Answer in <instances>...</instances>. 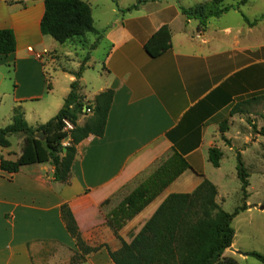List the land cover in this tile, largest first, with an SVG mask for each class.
<instances>
[{
  "label": "crops",
  "instance_id": "obj_1",
  "mask_svg": "<svg viewBox=\"0 0 264 264\" xmlns=\"http://www.w3.org/2000/svg\"><path fill=\"white\" fill-rule=\"evenodd\" d=\"M152 3L158 7L148 9ZM182 6L181 0H148L138 9L113 7L107 15L98 10V20L92 6L99 34L60 43L41 31L44 0H0V28H12L17 41L14 53L0 55V75L8 68L14 79L10 92L0 90V101L11 96L5 126L17 106L30 126L53 118L84 62L79 89L84 101L93 103L100 92L114 91L104 135L78 144L67 183L55 179L50 161H31L25 136L10 135L11 146H0V158L23 162L12 174L0 167V264H72L83 251L67 229L64 204L85 244L95 249L75 264H115L110 251L131 242L170 194L192 193L205 179L217 186L216 201L223 208L220 170L226 149L239 146L245 155L261 135L254 130L264 127L254 114L259 99L253 100L264 95V17L252 26L208 23L199 30L198 21L186 20ZM164 24L172 30L173 45L152 57L145 43ZM238 104L242 111L231 115ZM88 116H80L79 124ZM225 120L229 128L222 132ZM216 145L223 153L219 167L209 158ZM173 149L190 167L116 232L109 221H121L113 216L121 201Z\"/></svg>",
  "mask_w": 264,
  "mask_h": 264
},
{
  "label": "trees",
  "instance_id": "obj_2",
  "mask_svg": "<svg viewBox=\"0 0 264 264\" xmlns=\"http://www.w3.org/2000/svg\"><path fill=\"white\" fill-rule=\"evenodd\" d=\"M45 12L41 20V31L52 36L56 41L64 43L74 37H82L87 33L99 34L94 24L93 10L85 0H44ZM148 0H137L123 10L138 9ZM225 0H212L187 8L182 6L186 20H198V29L205 30L210 18L219 17L231 9H240L249 0H238L236 4L225 5ZM10 3H13L9 1ZM244 21L252 26L264 17L250 19L242 13ZM172 30L168 24L162 25L145 43L146 52L152 57H159L172 47ZM17 48V41L12 28H0V55H10ZM84 64L74 73L76 79L71 83V92L66 97L60 111L49 121L37 127L30 126L25 119L21 106L13 110L12 123L0 128V146H11L10 135L25 136L24 151L31 155L33 162L50 161L54 166L56 180L67 183L71 177V167L77 155V146L90 135L103 136L106 130L108 115L114 99L113 89L100 92L93 103H88L79 94L80 78ZM264 97V95H263ZM256 97L253 100L260 99ZM92 108L84 125L79 124L80 115H87L84 108ZM242 111L237 105L231 115ZM66 121L73 125L65 129ZM229 128V120L220 124L225 132ZM44 138L40 139V133ZM264 134V127L258 131ZM69 140V144L64 142ZM229 144L230 141L225 139ZM66 149V150H65ZM222 151L216 145L210 148L209 158L215 167L220 166ZM238 177L242 182L243 202L233 212L224 210L216 201L217 186L205 179L192 193L170 194L159 206L153 216L146 222L131 242H122L117 251H110L115 264H237L236 260L223 257L235 237L233 219L248 208L247 188L249 173L244 166L241 154H238ZM24 161V160H23ZM23 162L0 158V167L10 174L18 172ZM190 167L186 158L175 149L164 159H160L150 170L146 179L121 201L110 224L117 229L121 224L139 213L165 187ZM145 175V174H144ZM63 219L71 235L76 239L83 251L72 258V264L85 259L91 252L81 237L77 221L67 204L61 208ZM264 263V255L253 251L249 253Z\"/></svg>",
  "mask_w": 264,
  "mask_h": 264
},
{
  "label": "rangeland",
  "instance_id": "obj_3",
  "mask_svg": "<svg viewBox=\"0 0 264 264\" xmlns=\"http://www.w3.org/2000/svg\"><path fill=\"white\" fill-rule=\"evenodd\" d=\"M91 6L94 7L95 17L98 20V10H103L106 15L112 11L113 7L117 9L127 8L134 4L137 0H88ZM87 1V2H88ZM185 7L190 8L197 4L206 2L207 0H181ZM208 3H211L208 0ZM238 0H225V5L236 4ZM158 5L152 3L148 6V9L156 8ZM244 13L247 17L252 20L258 18L264 13V0H249L245 5H243L239 10L231 9L227 13L219 16L212 17L209 20V25H225V24H236L243 22ZM105 15V16H106ZM193 20L197 23L196 19H188L187 21ZM246 23V22H245ZM247 24V23H246ZM78 39L79 36L77 37ZM3 71V70H2ZM51 76H54V71L49 70ZM89 80H92L94 75V70H89L87 72ZM53 78V77H52ZM0 90L2 92H10L11 85L14 79L8 72V68H5L0 75ZM258 105L254 108V114L258 119L264 121V97L260 95ZM11 101V96L9 98L5 96L2 101H0V127H4L9 120L10 106L8 103ZM83 115V114H82ZM80 115V116H82ZM90 115L87 113V116ZM250 125H254L251 120H249ZM254 130V129H253ZM260 130H254L258 132ZM16 138L13 136L11 138L13 146H17ZM260 142H264V134H261L258 141H254V146L250 147L253 151L250 154H241L242 161L245 168L249 173V186L247 188L248 198L246 200L248 208L233 219V227L235 229L234 247L237 251L247 253L244 255L235 250L227 249L223 257H229L236 260L237 264H264L257 258L251 256L249 253L253 251L260 252L264 255V164L260 162V156L258 152L260 151ZM228 144V142L226 143ZM248 149V148H247ZM241 152L239 146H236L233 151L226 149V156L223 162L222 170H220V187L221 194L225 197L223 203V209L228 212H233L236 207L240 206L243 202L242 193V182L238 177L237 166L239 163L238 154Z\"/></svg>",
  "mask_w": 264,
  "mask_h": 264
},
{
  "label": "built area",
  "instance_id": "obj_4",
  "mask_svg": "<svg viewBox=\"0 0 264 264\" xmlns=\"http://www.w3.org/2000/svg\"><path fill=\"white\" fill-rule=\"evenodd\" d=\"M84 111H85V113L91 114L92 113V108L85 107ZM71 128H73V125L70 122L66 121L65 129H71Z\"/></svg>",
  "mask_w": 264,
  "mask_h": 264
},
{
  "label": "water",
  "instance_id": "obj_5",
  "mask_svg": "<svg viewBox=\"0 0 264 264\" xmlns=\"http://www.w3.org/2000/svg\"><path fill=\"white\" fill-rule=\"evenodd\" d=\"M39 138H40V139H43V138H44V132H41V133H40ZM65 150H66V149H65ZM229 249L237 251V250H236L234 247H232V246H231ZM237 252L242 253V254H244V255H248L247 253H243V252H241V251H237Z\"/></svg>",
  "mask_w": 264,
  "mask_h": 264
}]
</instances>
